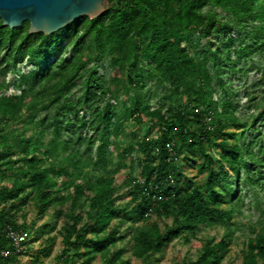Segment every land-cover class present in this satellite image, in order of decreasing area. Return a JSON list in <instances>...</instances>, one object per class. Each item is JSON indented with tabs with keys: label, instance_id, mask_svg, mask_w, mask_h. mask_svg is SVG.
Masks as SVG:
<instances>
[{
	"label": "trees",
	"instance_id": "1",
	"mask_svg": "<svg viewBox=\"0 0 264 264\" xmlns=\"http://www.w3.org/2000/svg\"><path fill=\"white\" fill-rule=\"evenodd\" d=\"M29 26L10 29L0 19V54L7 50L0 61V250L10 246L6 230L22 229L17 217L26 218L24 209L33 203L37 217L55 208L61 222L56 264H132L126 252L152 264L185 233L196 236L198 227L219 222L226 226L223 237L205 240L190 264H223L243 204L241 181L263 193L255 205L264 206V138L260 132L239 143L243 121L194 37L255 26L258 47L264 0H111L100 17H84L51 36L30 35ZM105 61L110 80L99 73ZM25 62L33 69L13 76ZM148 79L165 102L146 98ZM253 108L255 128L264 122V108ZM131 121L135 141L124 144ZM86 129L91 134L84 136ZM64 131L72 133L70 141L62 139ZM75 144L85 145V154ZM208 147L220 148L219 159ZM116 150L114 165L108 156ZM134 157L140 179L128 177L118 186L116 174ZM184 164L204 175L201 185L186 177ZM66 204L67 211L58 210ZM154 216L171 223L161 228ZM55 240L49 239L47 252ZM125 242L129 250L119 245ZM15 258L0 257V264H15ZM241 264H264V225L248 239Z\"/></svg>",
	"mask_w": 264,
	"mask_h": 264
},
{
	"label": "rangeland",
	"instance_id": "2",
	"mask_svg": "<svg viewBox=\"0 0 264 264\" xmlns=\"http://www.w3.org/2000/svg\"><path fill=\"white\" fill-rule=\"evenodd\" d=\"M221 17L229 20V16H227L225 12L221 13ZM255 26H257V24H255ZM255 26L247 27L242 30L234 29L230 33L227 31L219 32L218 28L210 33L209 38L199 34L194 37L195 44H199L200 52L207 54L208 67L212 70L214 76L217 78V75H219L226 84V88L230 92L229 99L233 102L237 115L243 121L245 137L242 139L238 138L240 144H243L244 141L248 142L251 139V135L256 136L260 132L264 138V122L257 124L255 128L251 127L250 124V116L257 114V109L253 108V105L259 103L261 109L264 108V41L261 40L264 36L263 34H259L261 37L258 41L261 40L263 42H260L258 47L254 46L253 38L257 34V31L254 29ZM6 54L7 50L5 48L0 54V61ZM39 63L43 65V62L40 60ZM96 66V61H94L90 68ZM31 67L32 65L25 62L22 66L17 67L12 75L18 76L20 72L28 71ZM98 69L100 75H103L107 80L111 79L112 69L108 61L98 66ZM9 80L11 81V76ZM146 84V98L151 103L155 102L161 104L165 102L160 99L159 95L163 93L154 80L148 79ZM75 91L76 94L78 93L75 97L78 98L83 91L82 86H78ZM223 96V92L218 91V99L221 100ZM125 101L128 102L125 97L120 99L121 103ZM106 105V102L101 104L103 107ZM87 116L88 112L82 111L81 117ZM145 128H147V126ZM136 130L137 125L134 122L131 121L126 123L121 136V139H124V144L134 143L135 139L133 133ZM229 131H234V128H229ZM241 131L242 130H240L239 133H241ZM69 133L64 131L62 139L70 141L72 137ZM90 134L88 129L84 131V136ZM234 142V140L230 141V143ZM124 144L121 142V145L124 146ZM74 148L81 149L85 154V145L75 144ZM208 149L214 154L216 159H219L220 148L212 149L208 147ZM117 152L118 150H116L115 153H109L108 156L114 165H116L118 161L116 157ZM133 159L135 160L133 165L129 163V168L123 169L120 173L116 174L115 183L118 186L122 187L128 177L140 179V166L138 165V160L136 157ZM195 160L196 163L202 160L199 154H197ZM114 165L110 166L112 170L115 167ZM183 170L187 178L193 179L200 185L204 182V175H199L194 167L184 164ZM245 177V173L242 172V180H244ZM125 190L126 188L120 192H124ZM239 193L241 194L243 204L239 208L234 219L236 223V234L228 253L224 256L223 264H241L242 252L246 248L248 239L253 236L255 229L264 225V206L257 208L255 205V197L257 196L262 199L263 193L252 190L251 187L243 186L242 181L240 182ZM129 199L130 198L127 197L125 200L119 201V203L126 204ZM262 202L264 203V199ZM68 206L69 204L60 206L58 210L67 211ZM223 207L228 206L225 205ZM55 210V208H52L43 218L37 217L33 203H29L24 209V213L27 215L26 218H23L21 215L17 217V224L21 225L22 229H28L31 233V240L28 243L26 253L15 258V264H56L57 257L61 253L63 245L62 237L59 236L58 233L61 222L57 220ZM151 220L153 222H158L161 228L171 223V220L157 219L156 216ZM128 227L129 224H126L123 230L130 234L131 231ZM225 231L226 226L220 222L214 226H200L198 227L196 236L185 233L181 238L168 245L163 254L155 255L152 258V264H190L202 254L205 240L214 239L215 237L221 239ZM53 237H55L56 240L51 244L50 251L47 252L44 247L49 246V239ZM119 245L125 246L129 250L127 242ZM125 258L131 260L132 264H150L136 259L130 252H126ZM94 264H101V262H95Z\"/></svg>",
	"mask_w": 264,
	"mask_h": 264
},
{
	"label": "water",
	"instance_id": "3",
	"mask_svg": "<svg viewBox=\"0 0 264 264\" xmlns=\"http://www.w3.org/2000/svg\"><path fill=\"white\" fill-rule=\"evenodd\" d=\"M111 0H0L4 27L16 29L29 22V34L54 35L87 17L103 15Z\"/></svg>",
	"mask_w": 264,
	"mask_h": 264
},
{
	"label": "built area",
	"instance_id": "4",
	"mask_svg": "<svg viewBox=\"0 0 264 264\" xmlns=\"http://www.w3.org/2000/svg\"><path fill=\"white\" fill-rule=\"evenodd\" d=\"M7 239L10 241L8 248L0 250L1 258L19 257L26 253L28 243L31 240V233L25 229L8 228Z\"/></svg>",
	"mask_w": 264,
	"mask_h": 264
}]
</instances>
